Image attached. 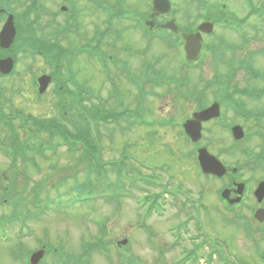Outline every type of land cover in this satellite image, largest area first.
Here are the masks:
<instances>
[{
  "label": "rangeland",
  "instance_id": "1",
  "mask_svg": "<svg viewBox=\"0 0 264 264\" xmlns=\"http://www.w3.org/2000/svg\"><path fill=\"white\" fill-rule=\"evenodd\" d=\"M8 1L11 3L7 6L18 15L24 16L28 13L27 0H17L21 4L15 0ZM193 1L175 0L176 8L183 19L191 21L189 17H192L194 21L196 15L204 16L205 5L215 8L228 5L232 16L240 19L246 17L248 24L242 35L236 33L235 37H232L228 32L223 33L227 41L240 44L242 39L238 36L245 37L247 50L264 49V17L258 20V17L251 16L258 15L259 6L261 4L264 6V0H255L251 5V12L247 9L249 14L237 0ZM203 2L205 5L202 6ZM42 4L45 6L43 2ZM89 8L95 7L90 4ZM87 9L86 5H82L77 10L79 18L84 20L79 21L83 23L85 31L93 28L98 21L97 17L89 15ZM44 14H39L40 25L45 27L43 37L51 41L59 38L64 46L73 51L84 42L91 43L95 48L110 54L109 73L101 71L102 66L99 65L101 63L98 59L89 58V51L79 49L72 54L77 63L74 64L73 70L80 88L88 89L89 96L95 93L100 97L99 101L90 99L86 106L100 105V111H124L131 110V107L139 103V106L146 109L145 117L150 118L151 122L150 124L144 122L143 119L146 118L139 110L140 116L135 121L126 112L119 120V124L91 123L93 135L101 142L95 148L93 145H87L84 140L79 141L85 145V153L93 156L91 160L85 161L81 156V150L72 151L68 145L62 144L58 137L42 133L40 130L42 128L36 126L49 124L51 120H55L71 127L70 121L78 120V114L71 110H68L67 114L60 112L59 106L54 104L57 96L53 88L56 89V86L51 89L49 87L44 96L37 97L38 88L35 82L42 75L51 74V67L45 65L39 55L36 57L30 54L22 55L17 73L0 78V109L14 118L9 129L0 122V142L8 144L9 146L4 145L10 151L8 154L0 150V219L7 215L12 216L15 210L23 211L22 219L12 220L7 229L11 230L7 232V236L15 239L0 237V264H26L28 255L26 248L32 251L45 242L58 249L61 254L65 251L66 255L75 256L74 261L75 258L84 257L82 250L85 241L92 245L105 244V248L108 247L111 254L112 259L104 256V253L99 251L100 247L96 248L91 253V264H194L190 258L180 255L182 250L190 249L192 243H195L191 242L195 232H205L219 247L215 251L214 262H205L208 257L206 249L202 254L203 261L199 258V264H264V257L257 252L258 249L264 250V232L255 234L257 243H252V232L245 230L246 223H251L249 220L252 221L253 218L252 197H249L238 211L240 214L243 212L244 219L235 224L234 217L225 214L216 196L222 184L205 179L189 156L192 146L177 134L175 125H170L171 118L183 121L191 116L196 103L193 101L186 103L182 98H177L176 101L174 97L168 98L166 87L156 89L160 94L159 98L147 95L139 99L145 93L135 92L118 74H111L112 68L117 67L116 65L125 59L126 53L136 54L135 49L142 47L144 42H135L131 39L133 36L128 33L123 41L124 44H135L133 49L121 46L108 49L110 43L115 42L118 45L122 43L111 35L107 37V45L100 44L99 36L92 38L90 42H85L81 36L72 34L64 36L61 28L65 18L52 20L47 15L49 19H46ZM28 17L33 20L34 12L28 14ZM102 24L101 20L97 26ZM255 25H262V30L254 29ZM122 30L115 29L116 32ZM126 32L125 30L124 33ZM27 40L32 42V34H27ZM95 52L100 53L98 50ZM174 55L168 44L161 45V42L156 41L151 45L148 56L135 58L131 65L135 68L138 64L142 66L146 62L152 63L155 57L162 58V62L156 64L158 72L161 71L176 79L182 75L188 76L189 87L193 93H199L202 87L207 85L205 103H209L215 96L218 97L219 94L213 87L216 81H213L212 70L215 67L213 64L204 61L199 73L185 72L180 70ZM258 58L263 73L264 55H258ZM256 79L239 73L235 77L233 88L252 89L254 86L258 87L257 84L264 85V80L256 83L254 82ZM212 81L213 84L209 85ZM71 89L75 91L74 88ZM110 90L113 91L114 99L111 98ZM121 101L123 104L119 105ZM258 104L249 101L245 110L255 116L259 115L261 106ZM227 107L224 108L223 123L208 126L210 132L205 135L204 145L217 155L223 154L220 156L221 160L230 165L241 164L244 168L241 170L243 178L247 180L251 177L264 178V170L261 167V163L264 162V144L259 133L263 130L260 126L264 125V122L246 121L240 118L241 115L234 114L236 111L231 106ZM32 117L39 121V124L31 121ZM23 118L29 120L24 122ZM235 122L243 124L245 131L252 135V139H244L235 144L231 135L229 136L221 125ZM145 125L155 126L148 129ZM253 133L257 135L254 136ZM15 140H19V146L22 147L26 142L29 146L35 147L42 144L46 150L41 156L32 151L24 153L22 150L20 153L10 146L16 143ZM51 147H54V150L51 151ZM245 151L250 155L245 154ZM12 154H16L19 160L16 166L11 163ZM112 191L117 192V198L114 199L110 195L114 194ZM37 195L39 207H36ZM193 198L202 200L196 206L191 201ZM151 205H155V208H151ZM35 213L38 214L37 217ZM197 216L201 221L184 224V220L191 221V218ZM196 223L201 226L197 227ZM145 224L146 228L143 227ZM183 225L188 230L181 234L180 245L170 248L168 245L174 243L172 235L181 233ZM18 236L26 239H16ZM126 237L128 242L123 246L124 249L122 251L115 249L116 240L122 241ZM198 241L201 244L205 240L202 237ZM122 258L127 261H119ZM50 261L56 264L59 257L53 254ZM80 262L88 264L85 257ZM62 263L64 264L60 258L59 264Z\"/></svg>",
  "mask_w": 264,
  "mask_h": 264
},
{
  "label": "flooded vegetation",
  "instance_id": "2",
  "mask_svg": "<svg viewBox=\"0 0 264 264\" xmlns=\"http://www.w3.org/2000/svg\"><path fill=\"white\" fill-rule=\"evenodd\" d=\"M237 1L241 4V7L246 9L247 14H249L247 12V9H249V11L251 12V5L255 2V0ZM173 2L175 3V0H173ZM143 3V1L139 3V7H142L141 13L135 16L132 23H130V27H123V30L121 32L122 34L126 30L127 34L130 33L133 36L131 37V39L137 42L138 40H148L150 44H154L156 41H159L161 43L168 42L172 44V52L177 57H175V59H177V63L181 71L187 70V68L183 67L180 60L182 52H184V48H186L189 43L188 37H193L191 40L192 48L196 53H193L191 55H196L197 60H195L196 62L191 61L192 65H194V62L197 64L201 63V61H206L215 66L212 70L214 74L213 79L216 80L214 89L219 95L218 97L215 96L213 98V101L206 107L209 108L218 102L221 105V110L223 111L225 106H231L236 112H243L246 111L245 109H247V102L253 101L259 103L258 106H261L259 113L261 114V122H264V85L260 86L259 84H257L258 87L254 86L252 89L233 88L235 77L239 73H244L248 78H257L256 80H254V82L256 83L264 80V72H261V64L258 58V55H264V49L260 51H249V49L247 50V48L245 47V37L241 38L240 36H238V38L242 39V42L240 44H237L233 41H227L225 34H223L225 32H228L230 35H232V37H235L236 33H238L239 35L244 34L245 32L243 29L246 28L245 26L248 24L246 17L240 19L238 17L232 16V12H230L229 6L226 5L223 8H204V16L198 14L196 15V20L193 21L192 17H189L191 21H188L180 16L179 10L174 11L175 15H173L172 11L169 13L161 14L157 13L154 9H148L147 5ZM35 5V31L38 35L37 37L39 43V32L44 31V27L39 24V0H35ZM201 5H205L204 2ZM23 6L25 5L23 4ZM3 10L5 12L2 14L3 16L0 15V31L5 25L11 13L10 11L6 12L5 9ZM13 11L16 13L15 10ZM40 12L45 13L44 11ZM257 14L258 15L251 16L258 17V20L264 17V6L262 4L259 6V11L257 12ZM47 15L51 18L53 16V13L46 12L43 15L46 19H49ZM13 16L15 17L14 20L18 30L17 35L19 36V34H23V31L27 29V26L25 24H22L21 19H18L20 18L19 16H16V14ZM90 16H95L101 20L103 19V15L98 14V12H95ZM261 27L262 25H255L253 28L259 30ZM164 32H166L165 37L162 36ZM43 33L44 32H42L41 34L43 35ZM85 33L86 32L83 29V32H80V36L83 37L84 41L86 42L87 39ZM18 36L17 38H15L14 45L17 42ZM43 38L44 37L42 36V39ZM21 40L22 39L19 40L20 43ZM178 45H182L183 49H180ZM184 54L187 55V51L186 53L184 52ZM155 60L156 57L154 58V61L152 63H149L153 64ZM57 66L59 67V65ZM190 71H198V69H192ZM166 76L169 78L173 77L169 75ZM187 78L188 76L182 75L179 79L182 83L187 82ZM171 97H174L175 101L177 98H179L177 96ZM194 112L195 111H193V114ZM192 118L193 116H189L186 120H192ZM213 123V120L203 122L202 136L197 143L200 145L199 148H207L208 151H210L209 148L204 145V140L206 133L208 134L210 132V128L208 126ZM260 127H263V130L259 133H261L262 143L264 144V125ZM256 135L257 133H255V136ZM199 148L197 147V150ZM210 153L217 156L220 160V156L223 155H217L211 151ZM221 161L227 169L223 177L219 178L217 176L209 175L208 178L213 179L214 183L222 184V187L220 189V196H222V193L226 191V199H224L222 196V203L225 206L224 208L234 211L237 209V207L245 205V201L249 197H252L254 204L253 210L256 211L258 209H264V200L261 204H259L254 195L256 190L258 189L259 184L264 182V178L259 177L256 180L251 177L247 180L242 177L241 170L244 168L241 164L230 165L223 159ZM261 167L264 170V162L261 163ZM240 185L243 186V190L239 189ZM198 220L201 221L200 218ZM257 222L259 224L255 226V228H253L254 235L253 239H251L252 243H257L255 234H259L261 231L264 232V221ZM257 252L260 256L264 257V250L258 249Z\"/></svg>",
  "mask_w": 264,
  "mask_h": 264
},
{
  "label": "water",
  "instance_id": "3",
  "mask_svg": "<svg viewBox=\"0 0 264 264\" xmlns=\"http://www.w3.org/2000/svg\"><path fill=\"white\" fill-rule=\"evenodd\" d=\"M15 37V29L13 27V24L11 26H6V28L1 33V45L3 48H9L11 42L13 41ZM13 68V61L11 59L0 61V69L3 70L4 73H10ZM44 79H41L40 82H42ZM48 81V79H47ZM202 120V116L200 114L196 115V120L192 122L194 125H200ZM201 164L203 166V170L205 173H209L210 167L215 166L214 173L217 175L222 176V172L224 171V168L222 165L212 156H210L205 150L201 153ZM39 260V254L35 255L32 259V264H37Z\"/></svg>",
  "mask_w": 264,
  "mask_h": 264
}]
</instances>
